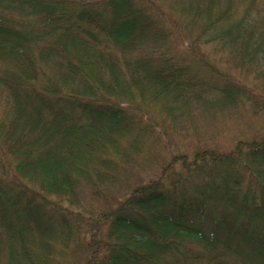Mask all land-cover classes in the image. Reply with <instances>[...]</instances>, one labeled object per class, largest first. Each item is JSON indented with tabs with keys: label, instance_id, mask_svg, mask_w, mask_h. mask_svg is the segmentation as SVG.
<instances>
[{
	"label": "trees",
	"instance_id": "obj_1",
	"mask_svg": "<svg viewBox=\"0 0 264 264\" xmlns=\"http://www.w3.org/2000/svg\"><path fill=\"white\" fill-rule=\"evenodd\" d=\"M166 3L182 55L146 0H0V264H264V132L169 147L264 111V0Z\"/></svg>",
	"mask_w": 264,
	"mask_h": 264
},
{
	"label": "rangeland",
	"instance_id": "obj_2",
	"mask_svg": "<svg viewBox=\"0 0 264 264\" xmlns=\"http://www.w3.org/2000/svg\"><path fill=\"white\" fill-rule=\"evenodd\" d=\"M151 6L154 8H157L165 15V22L169 27H171L173 31V40L175 39V49L179 54H184L186 50H188L189 47H192L194 45L195 39H197V35L201 32V26L202 23H191L185 16V18L181 17L177 11L172 8L170 5L166 3L167 0H146ZM262 3L260 4V6ZM221 7H219L220 9ZM181 13V11H179ZM204 39H199L198 44L199 47H201V51L206 56H211L212 62L214 64H218L217 61L221 62L219 63V69H229L231 66V63L227 60H231L228 57V51L224 53H215V49L218 47L215 46V49L213 48V43L208 44L209 46L205 45L203 42ZM211 45V46H210ZM214 50V51H212ZM225 55V58H221ZM180 56V55H179ZM187 61L184 62V64H188L191 66H195V60L191 58H187ZM232 61V60H231ZM221 66V67H220ZM234 73L236 71H233ZM254 76L252 72L245 73L244 79L246 83L252 84L254 81ZM259 82L258 84H260ZM253 109L248 105L245 104L244 106H241L236 109L235 112H233L231 115L227 114L225 111L221 112L220 110L217 112L218 120L216 121L217 117H211L210 121L204 123L199 122V129L198 132L196 130L193 132L192 128L193 125L188 121V124L186 127L181 126L183 129L177 130L178 133L175 134L174 139L169 144V147L173 151L174 154H176V150L173 148V146L177 145L178 147V153L183 151H191L190 148H186L184 145L188 144L190 141H193V144H197L196 142L209 141L210 144L207 146L215 145L217 147H220L222 149H229L233 143L237 140V138L245 137L250 138L258 133L264 132V111H260L259 116H253ZM221 114H225L223 116H220ZM227 115V117H226ZM260 131V132H258ZM197 136H200L198 140ZM203 144L202 146H204ZM167 153V150H165ZM177 153V154H178ZM168 153L165 155L167 156ZM169 157V156H168ZM166 160L168 158H165ZM144 166V165H142ZM141 166V167H142ZM142 168H145L142 167ZM144 172V171H142ZM152 173V172H150ZM154 173V172H153Z\"/></svg>",
	"mask_w": 264,
	"mask_h": 264
}]
</instances>
